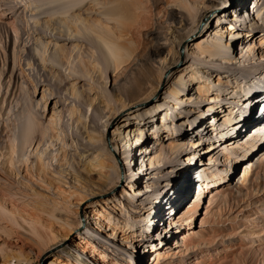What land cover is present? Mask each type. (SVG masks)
Returning a JSON list of instances; mask_svg holds the SVG:
<instances>
[{
	"label": "rangeland",
	"instance_id": "1",
	"mask_svg": "<svg viewBox=\"0 0 264 264\" xmlns=\"http://www.w3.org/2000/svg\"><path fill=\"white\" fill-rule=\"evenodd\" d=\"M256 1H259L257 5L254 0H248L242 10L238 0H228L231 17L235 19L242 14L249 23L263 24L264 5H260L264 0ZM188 4L195 7L191 1ZM77 10L85 16L82 7ZM75 14L71 9L65 14L56 11L48 15L38 8V0H0V213L17 224L18 233L24 239L22 242L11 240V245L3 247L5 255L11 256L10 264L21 262L19 252L30 258L31 263L23 264H109L97 258L85 241L76 238L78 218L82 236L94 241L98 250H105L118 259L119 264H264V128H258L264 121V98L259 97L262 90L264 93V44L261 43L264 29L253 38L254 42L247 43L254 52L248 49L245 53L239 41L243 34L234 36L236 44H233L230 27L223 22V27L215 30L217 20H213L207 35L197 42L207 40L205 44L211 45L222 34L221 45L226 56L219 54L218 60L205 57L194 41L193 53L179 61L175 69L183 71L185 82L191 81L192 73L195 75L197 71L203 77L197 76L199 81L210 84L209 92L197 90L198 80L189 83L194 87L191 91L188 84L181 85L179 77H170L169 86L180 88L182 93L177 99L180 103L171 101L174 96L165 97L170 94L165 88L160 92L159 103L166 100L170 113L173 110L178 121L169 120L170 116L166 121V116L158 113L157 116L150 114L138 125L142 113L145 117L156 108H149L147 113L142 109L135 113L136 117L129 115L132 109L120 111L122 114H117L118 119L105 132L110 108L119 109L108 76L114 69L103 62V46L93 29L86 28L82 22L78 24L80 32L71 27ZM66 18L69 20L65 22ZM220 19L225 20L222 15ZM238 20L236 27L247 33L248 29L240 26L241 20ZM84 63L95 66H90L91 71L85 70ZM210 66L220 67V77L215 73L211 76ZM246 91L259 98L253 117L257 128L243 125L254 99H247ZM43 93L48 97L46 104ZM228 93L230 96L225 99ZM239 94L246 98L247 106L244 101L236 102L239 97L235 96ZM217 104L223 106L216 107ZM213 112L215 115L210 118ZM201 113L208 114L207 118L201 119ZM226 115H238L242 123L231 124L226 121ZM51 121L60 134L53 135ZM198 121L204 126L197 131L201 135L195 138L193 126ZM145 122H153L154 127L145 126V132L137 139ZM171 123L184 128L180 138L166 127H172ZM27 126L34 128L29 139L23 136ZM126 127L132 130L130 136H126L130 129ZM159 128L161 137L152 134ZM220 129L225 131L222 135ZM88 130L96 136L94 139H89ZM140 144H145L142 151L137 150ZM131 150V155H136L129 165L124 157ZM194 150L197 164H190V159L184 156ZM109 152L116 153L117 162L129 175L134 164L140 172L127 180L129 183L122 179L121 172L113 201L97 203L94 207L101 197L93 193H98L102 183L92 185L90 173L83 165L95 156L107 157ZM10 153L13 164L7 158ZM40 164H45V168ZM187 166L191 169L189 184L185 178L182 191H176L172 183L183 176L177 171ZM172 167L176 168L171 170ZM246 172L248 176L244 180ZM204 180L215 181L216 186L213 183L210 190L203 191L200 187ZM128 184L133 185L132 190ZM157 194L178 200L173 222H170V213L167 214L168 207H156L160 201L166 202V197L152 202ZM22 200L28 202L27 209ZM159 211L166 216H159ZM59 223L64 228L60 229ZM32 225L44 234L57 235L53 246L43 255L38 252V240L29 232ZM63 230L72 231L68 236V231ZM87 234H92L94 240ZM15 235L17 239L19 235ZM148 239L161 249H158L161 257H157ZM62 249L65 252H59ZM0 255V264H8L2 259L5 257L2 251Z\"/></svg>",
	"mask_w": 264,
	"mask_h": 264
},
{
	"label": "bare ground",
	"instance_id": "2",
	"mask_svg": "<svg viewBox=\"0 0 264 264\" xmlns=\"http://www.w3.org/2000/svg\"><path fill=\"white\" fill-rule=\"evenodd\" d=\"M188 1H191L192 4L195 5V7L189 6ZM238 1L240 2V7H242L241 9L243 10L248 0H238ZM254 3L257 5L259 1L254 0ZM263 5H264V1L260 6L263 7ZM228 6H229L228 0H38V8L42 9V11L47 13L48 15H52L56 13V11L65 14L68 10L71 9L75 10L76 14L74 15V17H76V20L71 22L72 23L71 25H73L71 27H74L75 30L77 29L79 31L81 29L78 28L79 26L78 24L82 22L87 25L86 28L90 27L91 29H93L92 31L97 33L96 36H98L103 46L101 48L103 55V62L106 64V66H111L114 69V71L110 72L108 76L110 79L111 91L113 92L116 98L115 100L119 101L118 104L119 109L117 111H113L115 107L113 108L109 107L110 110L108 113L109 115L111 113V115L109 116V119L106 125L104 126L105 132L109 127V125H111V123H113L116 119H118L117 116L119 115L117 114H122L121 113L122 111H130L132 109L134 110L129 112L130 113L129 115H131L132 117H136L137 115L135 116V113L141 111L142 109L146 111L149 108L151 110L152 108H156V110L154 109L149 113H147L146 111L145 113H147V115H145V117L144 114L142 113L140 117L141 120H139L138 125L142 124L141 121H143L144 118L146 119V117L147 118L150 117L151 116L150 114H156L157 116L158 113H161L159 116L161 115L166 116L165 119L166 121L168 120L167 117L169 118V116L171 117L169 120L178 121L173 110H171L170 113L169 108L167 107L168 104H165L166 100H163L164 101L163 103H159L161 99L160 92L164 88L166 91L169 90L170 92V94L165 95V97L174 96L175 99L171 101L172 102L176 101L180 103L177 99L178 97L180 98V95L182 93L179 90L180 88L177 89L169 86L170 77L171 79H173L174 77H179V79L182 81L181 82L179 80L181 85L182 83L188 84V87L191 91L194 90V87H190L189 83L198 80L197 90H199V92L201 93L209 92L210 84L206 83V81L200 82L199 80L201 79L198 78L200 76L196 74L197 71L195 72V75L192 73V76L190 78L191 81L185 82L183 78L184 77L183 71L180 69L177 70L175 69L177 68V63L179 61L188 59L189 57L188 54L190 52L191 54L193 53L191 49V45H192L191 43H194V41H196L195 44L198 46V49L202 52V55L205 57L207 56L210 59L218 60L219 54H222L223 57L226 56L225 54L226 52L225 50H223V46L221 45L222 38H220V36H222V34L216 36L218 41L216 42L211 41V45L205 44L207 40H202L197 42L198 39L203 37L209 31V29H211L210 26L211 25L213 26V20H217L215 30H217V28L223 27L222 25L223 22L225 23L224 25L230 27L229 34L231 35V38H233L234 40L233 44H236V39H234V36H237L238 34H243L242 35L243 39L242 37L241 39H239V41L241 40L242 42L241 43L242 52L245 49H246L245 53L248 52V49H251L250 51L254 50V48L251 47V44L247 45V43L248 41L254 42L253 38L256 37L257 34H259V31L264 29V23L261 25L249 23L250 20L242 16V14L237 15L234 19V17H231V13L229 12ZM81 7H82V11H84L85 13L84 17L81 16V12H80L81 10L80 11L77 10L78 8ZM218 12H221V14H219ZM215 13H218V15H216ZM221 15L225 19L224 21L220 19ZM67 19L69 20V18H66L65 22L67 21ZM238 19L241 20L240 26H243V28L248 29L247 33H243L242 30H239V28L236 27V22L239 21ZM67 26L68 29H70L69 28L70 26L69 25ZM254 33L255 35H253ZM251 36L253 37L249 38ZM262 39L264 40V37L261 38V40ZM263 40L261 41L262 44H264ZM60 49H64V48L60 47ZM84 65H85L84 66L85 70L91 71L90 70L91 63L89 65H87V63H84ZM92 66L95 65L93 64ZM208 69L212 70L211 76L215 73L217 74V76L220 77V72H219L220 67L210 66L208 67ZM174 70L176 72H173ZM72 84H74V81L72 82ZM72 90L75 91L76 90L75 87H73ZM250 92L251 91H246V94H248V97H246L247 99L254 98L253 94H250ZM262 92L263 90L261 91V94H259L260 98H264V93L262 94ZM228 94L225 95L224 97L225 99L229 98L230 93ZM235 97H239V99L236 101L237 103L240 104L242 103L241 101H244V105L247 106L248 102H246V98L241 97V94ZM47 98L48 97H46L45 94L43 93L42 100L44 101L45 104L48 101ZM93 99L94 98H92L91 100ZM257 99L259 98L255 97L253 99L251 103V109L248 110L247 115H245V117L243 118L245 119V122L243 123L244 126L249 125L248 127H252V126H256L257 124L255 119L253 118L255 117V113H257V103H258ZM171 101H169V105L172 104ZM213 106L214 105H209V107H213ZM221 106L223 105L222 104L216 105V107H221ZM229 107L231 109V106ZM233 107L236 108L235 106H232V108ZM163 110H165L166 113H162ZM72 111H76V110L72 109ZM221 111H223V109ZM206 115L208 114L201 113L200 118L206 119L207 118ZM213 115H215L214 112L210 115V118ZM238 115L237 116L234 115L233 117L226 115L227 117L225 119L231 124L242 123V119H240V117L238 118ZM51 117L56 118L54 115H52ZM258 119H261V117H259ZM55 120H57V118ZM148 123L145 122L144 126L139 129V132L137 134V139H140V137L143 135V132H145L146 130L145 126L153 125L154 127L153 122H150L149 124ZM51 124L52 127L50 129H52L53 135L55 136L57 134H60V132H58L57 126L54 127L53 121H51ZM171 124L172 127L170 126L169 127L166 126V127L170 129L172 134H175L176 138H180V136L184 133L182 131V129L184 130V128L181 129L180 127H177L175 124L173 123ZM201 126H204V123L202 121H198V123L193 126L196 129L193 132L195 138L201 135L199 132H197L200 130ZM128 128L130 127H126L127 130ZM258 128H264V121L260 122ZM151 129L152 127L149 128V130ZM33 130H34L33 127L27 126L23 132L24 138L29 139L30 137L29 134ZM90 131L88 135H89V139L92 140L96 136L90 134ZM131 131L132 130L130 128L126 133V136H130L129 134L131 133ZM160 131L161 129L159 128V130L153 131L152 134L156 133L159 137H161ZM223 132H225L224 129H220L221 135L223 134ZM102 133H103L102 138L105 140V133L103 131ZM114 135H115V131H114ZM192 143L193 145H196L195 142ZM210 143L213 144L215 142L210 140ZM140 149L141 151L145 149V144H140L137 150ZM13 151H14V147L12 146L10 152L12 153ZM194 152H196V150H194L193 152L190 151L188 154H185L184 156L187 157V159H190L189 160L190 164H192L193 162H196L197 164V161L194 160L195 155L197 154H195ZM11 153L7 158L8 161L11 164H13L12 162L13 156H11ZM211 153L212 152H210V154ZM128 154L125 155L124 158L126 160L125 162H127L130 165L131 161H133V158L135 157L136 154L134 153V155H131L132 150ZM66 156L67 154H64V157ZM39 159H41V156ZM40 165L43 169L45 168L44 167L45 164L44 165L40 164ZM83 166L85 170H87V172L90 173V179L92 180V185H98L97 182L102 183L101 185H99L98 193L97 192L93 193L94 196L101 197L100 201L97 200L96 203L93 204L94 207L96 206L97 203H111L113 201V199L116 197L113 191L115 190V187L117 186L118 182H121V176H120L121 172H123L122 179L126 182L132 177H137L140 172L139 168L135 170V164H134V167H132V171H131L132 174L129 175V173H126L125 167L122 165L120 166V164L117 162L116 153H112V152H109V154H107V157H99V155L95 156L89 159L86 162V164ZM108 168H113L115 170L110 171L108 170ZM173 168L176 167H172L171 170H173ZM194 169L196 170L197 168ZM188 172L189 174L191 172V169L188 168V166L178 170L177 173L183 174V176L182 178L177 179L176 182L174 183L171 182L173 184L171 187L175 186L177 188L176 191L180 190L181 192L183 189L182 182L184 181L185 178L187 179V183L189 184L188 181L190 180V177L188 175ZM247 176H248L247 172L244 173L243 175L244 180H247ZM206 180H204L203 183H201L200 188L203 189V191L205 188L208 189L215 182L214 181L213 183H209ZM128 186H130L131 190L133 189L132 184H128ZM108 192L109 194H107ZM162 195L157 194L156 198L152 199V202L154 201L159 202L157 198L161 199L163 197L164 198L166 197ZM81 196H84V194H81ZM105 196H107L108 198H106ZM10 198H12V196ZM166 198L168 199L166 202H163L162 200L159 202L160 206L156 205V207H160V208L168 207L169 210L167 214L170 213V222H173L175 220L173 219L174 215L177 216L176 208H179V203L177 199L173 200L171 196H168ZM21 203H23L24 208L27 209L29 207L28 202H24V200H22ZM161 203H165V204L161 205ZM153 207L154 205L151 206V209ZM180 209L183 208L181 207ZM147 213L152 214V212L149 211ZM165 214L166 213L161 215V211H159V216H166ZM154 215L155 214H153V216ZM2 217L3 216L1 214L0 215V251L4 253L5 257H2V259L4 258L3 260L5 261V263L10 264L11 261L9 260V257L11 256L5 255L7 253H5L6 250H4L3 247L4 246L8 247L9 245H11L9 242L11 240H17L18 242H22L23 238H21L22 237L21 234L18 233V229L16 227L17 224L13 223L14 221L10 222V220L8 221L4 217L3 218ZM158 218L161 219L162 217H158ZM155 219L157 218H154L152 220ZM76 221H77V225H76L77 230L75 231L76 238H79L80 241H85V245L91 248V252L97 255V258L99 257V259L103 261L107 260L109 264H119V261H117L118 259L115 260V258L106 254L105 250H98L96 246L93 244L94 241L91 242L89 240H86V238L82 236L83 233L78 231L79 226H81V219L78 218V220ZM110 221H112L111 217H110ZM50 227H52V225H50ZM62 227H63V223L60 224V229H62ZM31 228L29 232H31V234L34 235L38 240L36 242L38 245L37 249L39 254L43 255L45 254L46 250L50 249L53 246V241L57 239V235L53 232L49 234H44V232L41 229H39L36 225H32ZM128 228H130V226H128ZM63 231L64 233H66L65 231H68L66 235L69 236L72 230H63ZM15 234L19 235V237ZM14 235L17 236V239H14L16 238L13 237ZM87 236L93 239L92 234H87ZM148 241H150L151 244L153 245L154 252L157 254V257L158 258L159 256L161 257V253L158 251V249L160 248H158V246L155 243H153V241L149 239ZM15 248L19 249L20 247L16 246ZM59 252H65V251L64 249H62ZM18 257L21 261L19 264H23L26 261L31 263L30 258L24 256L22 252L18 253Z\"/></svg>",
	"mask_w": 264,
	"mask_h": 264
}]
</instances>
